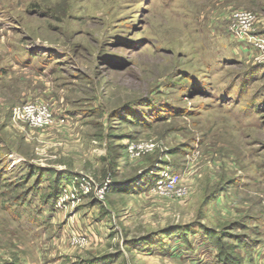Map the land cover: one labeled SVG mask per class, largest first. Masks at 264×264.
Instances as JSON below:
<instances>
[{"label": "rangeland", "instance_id": "1", "mask_svg": "<svg viewBox=\"0 0 264 264\" xmlns=\"http://www.w3.org/2000/svg\"><path fill=\"white\" fill-rule=\"evenodd\" d=\"M0 264H264V0H0Z\"/></svg>", "mask_w": 264, "mask_h": 264}, {"label": "built area", "instance_id": "2", "mask_svg": "<svg viewBox=\"0 0 264 264\" xmlns=\"http://www.w3.org/2000/svg\"><path fill=\"white\" fill-rule=\"evenodd\" d=\"M237 17L244 18L250 22L253 16L247 12H238ZM14 117L26 120L30 125L41 127L44 124L54 120L52 110L46 104L34 105L30 103L18 104L13 108Z\"/></svg>", "mask_w": 264, "mask_h": 264}, {"label": "bare ground", "instance_id": "3", "mask_svg": "<svg viewBox=\"0 0 264 264\" xmlns=\"http://www.w3.org/2000/svg\"><path fill=\"white\" fill-rule=\"evenodd\" d=\"M13 157V156H12Z\"/></svg>", "mask_w": 264, "mask_h": 264}]
</instances>
